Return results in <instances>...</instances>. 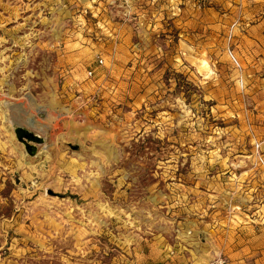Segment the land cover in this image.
<instances>
[{"label": "rangeland", "instance_id": "obj_1", "mask_svg": "<svg viewBox=\"0 0 264 264\" xmlns=\"http://www.w3.org/2000/svg\"><path fill=\"white\" fill-rule=\"evenodd\" d=\"M215 258L264 264V0H0V264Z\"/></svg>", "mask_w": 264, "mask_h": 264}, {"label": "built area", "instance_id": "obj_2", "mask_svg": "<svg viewBox=\"0 0 264 264\" xmlns=\"http://www.w3.org/2000/svg\"><path fill=\"white\" fill-rule=\"evenodd\" d=\"M98 63L102 64V61L99 60ZM89 75H91V73H89ZM207 264H225V261L221 258H215L209 261Z\"/></svg>", "mask_w": 264, "mask_h": 264}]
</instances>
